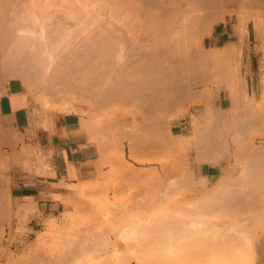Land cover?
Instances as JSON below:
<instances>
[{"label": "rangeland", "instance_id": "obj_1", "mask_svg": "<svg viewBox=\"0 0 264 264\" xmlns=\"http://www.w3.org/2000/svg\"><path fill=\"white\" fill-rule=\"evenodd\" d=\"M99 1L104 3L106 0ZM203 1L206 5L200 3L198 10L200 11L201 9L204 12L200 11L201 13H198L195 18L198 10H192L191 14L189 13L188 15L189 19L187 17L189 28H193L192 30L185 34L183 32L179 33L177 36L173 35V33L169 34L171 36L165 34L166 37L165 35L157 36V39L161 37L174 39L171 45L172 52H170L172 55H169L168 58L164 56H160L159 59L154 58L156 53L153 52L152 49L154 47L151 45L155 41L154 37H149L145 33L135 34L137 36L124 35L123 33L121 34L123 41L127 39V41L125 40L127 45H125L124 51H128V54L126 52L124 54V51L122 52L126 56V60L124 59L125 63L118 61L120 50L115 48L104 54L107 58L106 64H100V66H92L91 64L78 66L75 71L76 73L79 71V74L77 73L79 76L75 78V82L72 84V86L75 85V90L74 92L70 91L71 93L69 92L66 96L62 95L64 98L60 95H55V93L52 95L53 92L48 94L50 90L44 88L41 78L43 69L39 68L41 71L38 73V69L24 70L21 67L16 68V70L6 66L5 68L0 64L1 81L17 82L20 87L29 93L36 104L42 105L46 109L56 108L63 111H78L83 114H91L94 115L98 124H102L105 120L110 122V119H117L121 116L117 126L114 128L110 127V125L108 126L105 138L106 142H110L113 134L118 137V140L113 142L112 148L107 152L109 158L112 157V161H108L107 168L98 179L89 183L71 185V194L62 198L63 207L56 215L38 212L34 216L29 217L27 214L14 212L6 197L8 185L6 188L0 189V207L2 208L0 210V264H25L27 259L41 252L45 254L44 259H47V262L55 261L64 249L66 250L73 246L78 239H86L93 231V226L89 224L90 220L93 221V218H95L94 210L106 209L111 213H116L123 205L127 204L126 200L130 198L129 196L132 197L134 191L144 192L148 189V193L151 194L149 198L153 201L152 197H154L156 200L152 202L151 207L156 210L154 213H150V215H153H151V218L154 217L156 220L163 213L167 211L173 212L178 209L179 213L178 211L176 213H185L183 215L188 219L187 221L191 223L194 221L193 224L195 226L198 225L197 227L206 228V230H208L207 224L210 225V221L212 222V220L216 219L214 218L216 213L208 212L210 217L214 218L211 220L204 208L199 210V206L202 209L206 202V204L211 203V198L213 199L214 197L212 200L214 202V200L216 201L215 198H221L226 194L229 195V193L234 194L233 189L236 192L239 190L238 193L243 192L242 190L244 192L247 191L245 200H248L247 194L250 199L255 196L264 197V184L260 182L264 179V175L262 176L263 170H261L262 165H264V24H262L264 23V15H262L264 14V1L245 0L247 1L245 3L244 0H236L235 3L234 0H226V2L211 0L208 3L210 10L207 7L209 5L206 0ZM109 2L114 3V0H109ZM260 6L263 7H261L263 10ZM191 8L192 6L190 5L189 9L191 10ZM258 9H261V11L259 10L258 12ZM258 14H260V17L257 16ZM192 16L194 19H192ZM207 16L209 17L206 18ZM197 18L198 21L195 20ZM226 18L230 24L237 27L238 32L236 37L231 38L234 42L231 45H226V47L233 46V54H225L224 49L226 47L213 48V41L209 37L213 28ZM262 18L263 20H261ZM196 21L201 22L200 24L198 23L199 27L191 25V23ZM194 28L197 30L194 31ZM180 34L183 35L180 36ZM177 37L181 38L180 42H178V47L176 43ZM182 38L185 41L182 42ZM138 43L140 44L138 45ZM185 47L187 50L184 49ZM174 53L178 54L175 55ZM173 59L176 63L172 62ZM126 62L129 66L128 71L126 70L127 67H124ZM170 62L172 63L169 64ZM157 63L163 69L165 67L171 69L173 63L182 68V71H176L180 68L173 64L175 71L170 70V77L174 76V83L181 80L186 85V88H190L189 90L187 89L185 98H188L187 101L184 100L185 103L183 102L184 97H176L179 99L176 101L178 102L181 99V103L178 102L177 104L175 98L173 100L175 103L172 101L169 106L162 104L160 108L156 109L153 107H156V99L154 101L150 95L148 97L143 96V101L137 99L128 104L122 101L120 104L108 105V103L103 101V94L108 92V88L114 86L119 80L120 77L118 78V76L120 74L118 72L121 74L128 72L127 74L131 76L137 73L138 68H141L142 74H145L150 68L156 71L159 66ZM183 63L185 65L187 63L188 67L182 66L184 65ZM168 65L171 66L168 67ZM137 66L139 67L137 68ZM173 67L172 70H174ZM123 68H125V72ZM133 68L136 71H133ZM21 69L22 71H20ZM129 70H132V72ZM33 71L37 72L34 73ZM166 71L169 70L166 69ZM29 72L31 73L29 74ZM39 79H41V82H38L40 81ZM108 84L109 87H107ZM176 84L178 83L176 82ZM117 86L119 87L120 85ZM148 99H152V101H148ZM158 99L161 103H164V96H159ZM220 135L221 139L216 146L219 156L216 155V160H214L215 156L211 155H208L211 158L207 155L206 157L208 158H205V155L201 154L203 158L201 156L199 158L204 145L211 143L214 137H219ZM166 137L168 139L165 140L164 138ZM177 139L183 140L185 145L182 143L183 145L180 146L177 143ZM169 140H174V142H169ZM175 142L178 147L173 145ZM33 153L35 152L33 151ZM132 153L137 156L138 160L132 158ZM227 168L228 176L226 175V180L224 179L221 182L223 180L221 178L222 173ZM185 172H187L186 175ZM140 178L141 181H137ZM133 179L135 181L132 182L131 180ZM142 180L151 184L147 187L145 183L146 188H144V184H138V182L143 183ZM155 180H158V182L155 183ZM139 185H142L143 189ZM76 188H86V192L77 193L75 192ZM130 189L134 191L131 192ZM154 189L159 191L157 190V192ZM256 190L260 192L258 193ZM159 192L161 193L159 194L160 198L158 197L159 195L155 196ZM167 192L173 195L171 199ZM217 195L218 197H215ZM140 196L141 194H139ZM240 197V195L237 196V198ZM153 204H156L155 208ZM193 205L198 209L196 210ZM6 207L8 211L5 210ZM180 208L184 210L181 211ZM193 210H196L197 213ZM92 214L94 217L91 218ZM228 221V225L237 232H243L245 237L252 238L259 234L258 231L264 227V204L250 212H234L228 216ZM262 231H264V228ZM125 232L132 236L134 234L133 227L126 226ZM222 245L219 244L218 246L223 247ZM123 246L124 244L121 249L124 248ZM208 247L209 244H206L204 245L206 250L197 251L195 248L178 245L165 254L152 256L151 260L154 264H231V262L244 264L247 262L246 259L244 260L241 257L242 254L238 253L239 250L215 246V248L208 250ZM47 253L48 257H46Z\"/></svg>", "mask_w": 264, "mask_h": 264}, {"label": "bare ground", "instance_id": "obj_2", "mask_svg": "<svg viewBox=\"0 0 264 264\" xmlns=\"http://www.w3.org/2000/svg\"><path fill=\"white\" fill-rule=\"evenodd\" d=\"M45 1L43 0L44 2L43 3L42 0H0V64L3 67L6 66L11 69H16V68H21V67L24 70H37V69L39 70V68L43 69L42 70L43 74L41 78L45 86L44 88L50 90L48 94H52L51 92H53L52 95H54L55 93V95L57 96L59 95L66 96V94H69L70 91L74 92L75 85L72 86V84L73 82H75V78L79 76L78 75L79 71L77 72L78 73L77 74L75 71V68H77L78 66L80 67V66L88 65V64H91L92 66L94 65L100 66V64H104V63L106 64L107 58L104 56V54H106L108 51L112 49L118 48L120 50V55H118L119 56L118 61L120 63H122L121 61L125 63L124 59L126 60V56H124L122 52L124 51L125 45H127L125 44V40L127 41V39L123 41L122 35H121L123 33L124 35H131V36H134L137 33H145L149 37L150 36L152 38L154 37L155 41L153 42V44H151L154 47V49H152L153 52L156 53L154 54L156 55V57L154 58L159 59L160 56H164L168 58L169 55H172L170 52H172L171 45L173 43L172 40L174 39L165 38L166 37L165 34L169 35L173 33V35L177 36L179 33L183 32V34H185L188 31L192 30L193 28L191 29L189 28L190 25L187 20V17L189 19V16H188L189 13L192 10L194 11L198 10V5L200 3H202L203 5H206V3H204L203 0H114V3H110L111 1L109 2V0H106L107 2L104 0L105 1V2L103 1L104 3H101L102 1L100 2L99 0H47L46 2ZM209 1L211 0H208V1L206 0L207 4L209 3ZM218 1L220 0H215V2H218ZM222 1L226 2V0H222ZM247 1L244 0L245 3ZM234 2L236 3V0H234ZM190 5L193 8V9L191 8V10L189 9ZM207 7L209 9L210 5ZM261 7L262 6H260V8ZM199 9H200V6H199ZM261 9H258V12L259 10L261 11ZM198 11H197V15L195 14V18L196 16H198V13H201L203 10L201 11L200 9L201 12L200 11L198 12ZM257 16L260 17V14H258ZM208 17L209 16H207L206 18ZM192 19H194L193 16H192ZM195 20L198 21V18ZM261 20H263V18ZM197 21L195 23H191V25L192 26L195 25L194 27H199V24L201 22L200 21L197 22ZM195 30L197 29L194 28V31ZM191 33L193 32L191 31ZM183 34H180V36ZM162 35H165V37L164 38L161 37L157 39V36H162ZM179 37H177L176 39L177 47L179 45L178 42H180V39H181V38L179 39ZM181 41L183 42L185 40L182 38ZM182 42H181V45H182ZM139 44L140 43H138V45ZM180 48L183 49L182 47ZM184 49H186V47ZM224 50H225V54H233V46L232 47L227 46ZM181 51L183 52V50ZM125 52L126 50L124 51V54ZM127 52L126 54H128ZM172 62H175V60L173 59ZM172 62H170L169 64H171ZM187 63L186 65L183 63L184 65L182 66H187ZM157 64L159 65V63ZM173 64L172 66L168 65V67L171 66V69L170 68L168 69L167 67H165L169 71H166L165 68L163 69L161 68V65H159L160 67L156 66L158 68L156 71L150 68L145 72V74H142L141 68H138L139 66H137L138 68L137 73L136 74L134 73V75H131V76L127 74L128 72H126L125 74L124 73L121 74L120 72H118V74H120V76H118V78L120 77L118 83L120 86H123L124 81L121 82L122 80L125 79L126 81H129V84L123 86L124 90L122 88V92H124V95L125 93L127 95L128 93H132V96H135L134 94H138L137 96H140L139 94H141L144 97L146 95L147 97L148 95H150L153 98V100L156 99V102H155L156 107L153 106L156 109L160 108L162 104L169 106L170 102H172L176 97L178 98L184 97L183 102L184 100L187 101L188 97L185 98L187 95L186 92L188 89L186 88V85H184L182 83L183 81L181 80H180L181 84H179L180 83L179 81H175L174 83V76L170 77L171 75L170 70L175 71ZM192 65L195 67L194 64ZM174 66L180 68L176 64ZM124 67L125 68L127 67L126 70L128 71L129 66L127 62L124 65ZM152 67H153V64H152ZM172 67L174 68V70H172ZM125 68H123L124 72L126 71ZM181 69L182 68L176 71H179ZM132 70L136 71V69L134 68ZM132 70H129V71L132 72ZM20 71H22V69ZM40 71L41 70H39L38 73ZM33 72L36 73L37 71L36 72L33 71ZM30 73L31 72H29V74ZM39 80L40 81L38 82H41V79ZM176 82L178 84H176ZM126 86L127 87L129 86V87L127 88ZM107 87H109V84L107 85ZM45 90H42V91H45ZM110 96L113 97L112 94ZM159 96L160 97L164 96V103H161L159 101L158 99ZM178 98L175 99V102L177 104L178 102L181 101L180 99V101L177 102L176 100ZM149 100L150 99H148V101ZM150 101H152V99ZM219 137L218 136L214 137L211 143L207 142L208 144L204 145V149H202L199 155V158L202 157L201 154L203 156L205 155V158H208L209 157L208 155H211L213 157L215 156L214 160H216L217 158L216 155H218L217 154L218 150L216 149V146L218 144V141L221 139V135ZM164 139L166 140L168 138L166 137ZM170 140L169 142H172V141L174 142V140L172 141ZM177 140H178L177 143H179L180 146H182L183 144L185 145V142L183 143V140H180V139H177ZM173 145L176 146L177 145L176 142L173 143ZM173 148L175 147L173 146ZM206 155L208 157H206ZM132 158L135 160L136 159L138 160L137 156L133 153H132ZM261 170L264 171V165H262ZM263 171H262V176L264 175ZM186 173L187 172H185V175ZM226 175L228 176V168L223 171L222 176L220 175L221 178H223L221 182L224 181ZM141 178L137 179V181L138 180L141 181ZM134 179L131 181L132 182L135 181ZM191 180L193 181V179ZM259 180L261 179L259 178ZM157 182L158 180H155V183ZM260 182L264 184V179H262ZM231 183L233 182L231 181ZM138 184H142V185L144 184V188H146V186L148 187L149 184L151 183L149 182L139 183L138 182ZM138 184H135V185H138ZM142 185L141 186L139 185V186L142 187L143 189ZM252 187L254 188V186ZM147 190L144 192L142 191L137 192L134 190L133 192L131 190V192H133L132 193L133 195L131 194L132 197L129 196L131 200L130 198H128V200L124 198V200L127 201V204L123 205L121 209L116 213H111L107 211L106 209L94 210L95 218L93 219L96 221L90 220L92 217H94L92 214L91 218L89 219L90 224L88 223L89 225L93 226V231L91 232L89 230L91 233L86 239L84 240L78 239L77 242L73 246H70L66 250L64 249L61 255L57 257V259L53 258L55 257V255H53L52 258L56 259L55 261L51 260V262H47L46 261L47 259L46 260L44 259L45 254L41 252L42 254L40 253L36 256H33L27 259L25 264H154L153 261L151 260L152 256H157V255L159 256V254H165L167 251L171 250L175 246H178V245L188 246L191 248H195L197 251H203V250H206V248H204V245L206 244H209L208 250L213 249L215 247H218V248L227 247V248H231L237 251L239 250L238 253L240 252V254H242L241 257L244 260L246 259L247 261L244 264H264V261H263L264 231H262L264 227L260 229V231H258L259 234L255 235L254 233L255 235L254 237L248 238V236L245 237L243 235V232L239 233L234 228L228 225V222H229L228 216H230V214L234 212H245V211L250 212L252 210L257 209L260 206H263L264 204L263 196L256 197L254 193L252 192L253 195L256 197V199H254L255 197H252L253 199L252 198L250 199L249 195L247 194L248 200H245L244 198L246 196L247 189L245 190L246 192L242 190L243 192H239V193H238L239 190L236 192L233 189L234 194L229 193V195L226 194L225 196H222L221 198L220 197L218 199L215 198L216 201L214 200V202L212 201L214 197L213 199L211 198L210 199L211 203H208V204H206L207 202L205 204L203 203L205 206H202V209H200L201 206H199V210H203L204 208L206 213L208 212L212 214L216 213V216L214 218L218 219V220L215 219L213 221L212 220L213 217L211 218L210 214L208 213L209 214L208 217L212 220V222L209 220L210 225L206 223L208 226V227L206 226L208 228V230H206V228L197 227L198 225L195 226L193 224L194 221L192 223L187 221L188 219H186L185 215H183L185 213L182 212L178 214L179 213L178 209L174 210L175 212L167 211L163 214L161 213L162 216L159 219L155 220L154 217L151 218L152 214L150 215V213H154V211L156 210V209H153V207H151L152 202H154L155 199L154 197H152L153 198V201H152V199L149 198L151 197V194L148 193ZM154 190L157 191L158 189H154ZM250 191H251V187H250ZM75 192L77 193L86 192V188H76ZM169 193L167 192V194ZM139 194H141L140 197H139ZM159 194L161 193L159 192L155 196ZM237 194L240 195L241 197L237 198L238 196ZM165 195H166V192H165ZM169 196H170L169 197L170 199L171 197H173L172 194H169ZM158 197L160 198V195ZM215 197H218V195ZM194 202H197V201H194ZM155 205L156 204H153L154 208H155ZM193 206L195 207V205ZM182 210L184 209L182 208ZM196 210L195 211L193 210V211L196 212ZM177 211L178 213H176ZM98 218H100L101 221H99L100 219L98 220ZM207 222H208V219H207ZM126 226L133 227L134 236L133 235L130 236L125 232ZM123 244H124L123 246L124 248L121 249V246ZM219 244L221 245L223 244L222 245L223 247H219L218 246ZM46 255H47L46 257H48V253ZM231 264H234V263L231 262Z\"/></svg>", "mask_w": 264, "mask_h": 264}, {"label": "crops", "instance_id": "obj_3", "mask_svg": "<svg viewBox=\"0 0 264 264\" xmlns=\"http://www.w3.org/2000/svg\"><path fill=\"white\" fill-rule=\"evenodd\" d=\"M237 34V27L226 18L209 37L213 48H223ZM118 82L104 94L105 103L143 101L141 94L124 95L122 88L129 81L124 79L123 86L116 87ZM120 118L98 124L91 114L46 109L17 82L0 80V189L8 185L6 197L12 210L29 217L59 213L71 185L98 179L112 161L107 152L118 137L113 134L110 142L105 138L108 126L114 128Z\"/></svg>", "mask_w": 264, "mask_h": 264}, {"label": "trees", "instance_id": "obj_4", "mask_svg": "<svg viewBox=\"0 0 264 264\" xmlns=\"http://www.w3.org/2000/svg\"><path fill=\"white\" fill-rule=\"evenodd\" d=\"M204 174H206V173H204Z\"/></svg>", "mask_w": 264, "mask_h": 264}]
</instances>
